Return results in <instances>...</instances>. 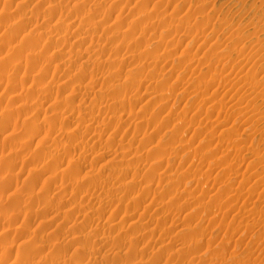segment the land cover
<instances>
[{"label": "rangeland", "instance_id": "rangeland-1", "mask_svg": "<svg viewBox=\"0 0 264 264\" xmlns=\"http://www.w3.org/2000/svg\"><path fill=\"white\" fill-rule=\"evenodd\" d=\"M6 193L0 264H264V0H0Z\"/></svg>", "mask_w": 264, "mask_h": 264}, {"label": "bare ground", "instance_id": "bare-ground-1", "mask_svg": "<svg viewBox=\"0 0 264 264\" xmlns=\"http://www.w3.org/2000/svg\"><path fill=\"white\" fill-rule=\"evenodd\" d=\"M186 20H188V18H187ZM248 24H249V23H248ZM216 75H217V74H216ZM215 77H216V76H215ZM75 132H76V131H75ZM70 134H71V133H70ZM130 143H131V142H130ZM124 146H125V145H124ZM222 158H223V157H222ZM208 164H209V163H208ZM227 168H228V167H227ZM227 168H226V169H227ZM49 176L53 178V177L55 176V173H50ZM55 177H56V176H55ZM52 180H55V179L53 178ZM9 195H11V193H6V194H3V195L0 194V198H2V197H5V198H6V197H8ZM4 200H6V199H4ZM13 205H14V203H13ZM15 206H16V205H15Z\"/></svg>", "mask_w": 264, "mask_h": 264}]
</instances>
